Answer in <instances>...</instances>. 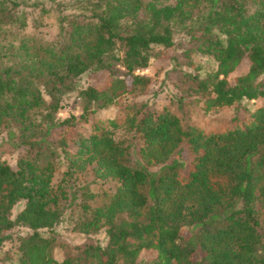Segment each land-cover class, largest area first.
<instances>
[{
  "label": "trees",
  "instance_id": "16d2710c",
  "mask_svg": "<svg viewBox=\"0 0 264 264\" xmlns=\"http://www.w3.org/2000/svg\"><path fill=\"white\" fill-rule=\"evenodd\" d=\"M45 2L54 38L20 33ZM157 47L215 64L172 70L161 109L136 74ZM73 92L81 114L57 121ZM2 134L0 264H264V0H0ZM63 221L105 244L72 245Z\"/></svg>",
  "mask_w": 264,
  "mask_h": 264
},
{
  "label": "rangeland",
  "instance_id": "374dc122",
  "mask_svg": "<svg viewBox=\"0 0 264 264\" xmlns=\"http://www.w3.org/2000/svg\"><path fill=\"white\" fill-rule=\"evenodd\" d=\"M30 3L32 2H27V5H29ZM44 5L45 9L48 10L49 13H44L42 10H40V7H24L22 9H19L18 15L21 12L23 19L27 23V29L21 31L20 33L32 34L44 40H51L54 38L56 33L57 12L54 11V7L50 6L48 2H45ZM154 52L155 54H158L157 58L152 59L146 69L137 71L136 74L144 75L152 79V91L154 92V94L147 96L146 99L149 101V103L155 105L158 109L166 106L170 98L175 94V91L172 88V82L175 80L176 73L172 72V70L177 69L184 72L204 76L208 71L215 69V64L209 57L194 55L192 58L193 64L191 66L177 67L174 62H170L167 53L163 52L159 47L155 48ZM175 56L180 58V55L177 53L176 48ZM158 67H161L162 70H157ZM95 82L97 83V81H92L90 78H88L87 75L81 76L79 87L85 88L88 84ZM247 105L252 108L251 103H248ZM81 107L82 102L78 98L77 92L65 95L62 101V108L58 111L57 114V121H62L63 119H66L72 115H74L75 117H79L82 110ZM113 114V110L101 112V115H108L110 117H112ZM12 142L13 141L10 140L6 136V134H2L0 136V162H6L10 166L15 165L18 156V152L13 147ZM22 206L23 203H19L13 208L12 217H15V215L22 209ZM14 231L18 234L28 233V231L23 228H15ZM55 231L60 237H62L72 245H80L89 240L98 242L100 245H104L106 241L103 232L90 237L78 233H72L69 231L68 225L65 221L55 227ZM42 235L45 236L46 233H43ZM12 244L13 243H6L3 247V250L9 251L12 248ZM55 257L57 260H61V252L57 250L55 252ZM154 258L155 254L150 252L145 253L141 256L142 261H151ZM13 263L16 264L15 262Z\"/></svg>",
  "mask_w": 264,
  "mask_h": 264
}]
</instances>
